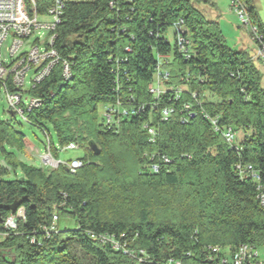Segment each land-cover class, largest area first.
<instances>
[{
  "label": "trees",
  "instance_id": "obj_1",
  "mask_svg": "<svg viewBox=\"0 0 264 264\" xmlns=\"http://www.w3.org/2000/svg\"><path fill=\"white\" fill-rule=\"evenodd\" d=\"M241 1L264 37L254 8ZM203 3L208 1L68 0L54 48L69 63L72 79L63 77L61 65L54 67L30 91L39 105L23 106L28 123L14 112L0 113V264H82L76 247L93 264H219L242 244L264 246L257 185L237 169L251 165L264 186L263 75L248 52L227 45L219 23L198 9ZM37 5L43 14L50 2ZM180 21L190 58L175 43ZM158 56L167 57L164 67L171 72L165 86L187 89L179 100L173 93L155 100L148 91ZM194 91L222 128L242 132L238 149L198 111L181 123ZM119 101L145 110L106 126L100 108ZM165 107L175 111L162 121ZM147 123L157 128L155 145L143 129ZM23 124L44 135L56 161L70 144L93 142L100 154L82 148L83 166L75 173L62 164L53 170L29 164L22 157L34 142ZM153 156L171 163L151 174L145 166ZM20 209L25 219L7 231L3 223ZM60 219L76 222L75 229H59ZM102 236L122 248L101 243ZM211 246L223 248L219 259L212 258ZM9 251L13 259L6 257Z\"/></svg>",
  "mask_w": 264,
  "mask_h": 264
},
{
  "label": "built area",
  "instance_id": "obj_2",
  "mask_svg": "<svg viewBox=\"0 0 264 264\" xmlns=\"http://www.w3.org/2000/svg\"><path fill=\"white\" fill-rule=\"evenodd\" d=\"M45 1V0H44ZM47 1V0H46ZM50 6L45 13L38 10V0H0V91L7 102V110L17 114L24 123H28L23 115V106L33 109L39 105L38 100L31 97L30 91L43 82L57 65L62 66L63 77L69 81L72 79V72L69 63L63 60L54 48L57 39V28L62 23L68 0H49ZM231 9L237 15L242 28L250 33L255 44V60L264 70V37L258 27L253 23L247 5L241 0H232ZM183 21L174 25L175 43L180 53L185 58L192 56L190 41L184 34ZM43 39V41H41ZM6 44L8 46L6 47ZM167 57L158 56V64L155 71L154 81L149 85L148 91L159 100L168 93H173L175 100H179L187 90L186 87L170 88L165 85L171 78V72L164 67ZM191 102L184 104V116L181 123L185 124L198 111L204 120L208 121L215 133L222 136L223 140L231 148L238 149L239 142L237 133L231 127L222 128L219 125V118L212 117L204 108V101L201 94L194 91L189 94ZM156 110L159 105H151ZM145 110V106L137 108H126L119 101L115 107H105L106 126H113L116 118H127L137 116ZM173 107L161 108L160 118L167 121L174 114ZM143 129L150 137V143L155 145L158 139L157 128L147 123ZM80 149L78 144H70L61 149V152H69ZM45 160L51 162L53 167L58 168L60 164L65 165L72 173H75L83 166L81 160L56 161L50 153L45 156ZM171 160L166 156H160L145 166L151 174H158L162 165L170 164ZM237 169L244 178H251L257 185L258 201L264 208V186L260 184L261 179L258 172L251 165H238ZM25 219V212L20 209L11 215L3 223L7 231L17 229V222ZM59 221V217H53V224ZM1 238V236H0ZM101 243H112L116 249L122 247L112 241L107 236L99 238ZM212 258H220L224 251L219 246L209 247ZM219 264H264V246L255 247L250 244L240 245L230 256L218 260ZM174 264V263H171ZM180 264V263H177Z\"/></svg>",
  "mask_w": 264,
  "mask_h": 264
},
{
  "label": "rangeland",
  "instance_id": "obj_3",
  "mask_svg": "<svg viewBox=\"0 0 264 264\" xmlns=\"http://www.w3.org/2000/svg\"><path fill=\"white\" fill-rule=\"evenodd\" d=\"M207 1H208L209 9L216 11V8H217V10L219 9L223 12L231 13L235 17L236 26H238V28H240L241 31H245L242 28V24L240 23L239 18L237 17V15L235 13H233V11L231 9L232 0H207ZM248 2L250 4V6H252L256 9L258 14L264 15V0H248ZM204 5H206V4H204ZM220 28H221L223 36L226 40L227 45L231 48L233 46L234 37H236V33L234 32V29L230 25H228L226 22H224L222 26L220 25ZM245 32H247V31H245ZM248 36L251 38L250 33ZM168 37H169L170 42H173L172 31L169 32ZM41 41H43V39H41ZM7 46H8V44H6V47ZM7 107H8V105H7L6 99L1 94L0 95V113L4 117L6 115L5 112L7 111ZM104 113H105V108L101 107L99 120L102 119ZM18 122H22L21 119H18ZM21 130L29 138H31L34 142V146L28 147L27 152H26V157H22V159H24L29 164H34L37 167H43L47 170L56 169L55 167H53V164L51 162L45 160V156L48 155L49 152L45 148L46 139H45L44 135L38 129L27 126L26 124H23V126H21ZM243 137L244 136H243L242 132L237 133V138L240 141L243 139ZM79 146H80L79 147L80 149H77L74 151H69V152H61L60 159L63 161H73V160H78V159L83 158L84 157V150L85 151L88 150L89 147L88 146L82 147L81 145H79ZM64 227H67L68 229H73V228L75 229L76 222H74L72 220H68V219H60L59 229H63ZM74 252L82 264H93L91 257L86 255L79 248L76 247L74 249ZM5 254H6V257L8 259L14 258L13 253L10 251L5 253Z\"/></svg>",
  "mask_w": 264,
  "mask_h": 264
},
{
  "label": "crops",
  "instance_id": "obj_4",
  "mask_svg": "<svg viewBox=\"0 0 264 264\" xmlns=\"http://www.w3.org/2000/svg\"><path fill=\"white\" fill-rule=\"evenodd\" d=\"M209 5L206 4H201L199 5L198 9L204 14V16L210 20V21H214L219 23L221 26L223 25L224 22H226L228 25H230L233 29L234 32L236 33V37H234V41H233V46L231 47V49H233L236 52H248L250 57L255 60V57L257 55L256 53V48H255V44L253 43L252 39L248 36L249 33L245 32V31H241L240 28H238V26H236L235 22V17L229 13V12H223L221 10H211L208 7ZM215 6V5H214ZM254 8V7H253ZM256 14H257V19L260 23L264 24V15H260L258 14V12L256 11V9L254 8ZM228 18V19H227ZM262 75H263V80H262V84L264 87V70L259 67Z\"/></svg>",
  "mask_w": 264,
  "mask_h": 264
},
{
  "label": "water",
  "instance_id": "obj_5",
  "mask_svg": "<svg viewBox=\"0 0 264 264\" xmlns=\"http://www.w3.org/2000/svg\"><path fill=\"white\" fill-rule=\"evenodd\" d=\"M89 147H90V149H91L93 152H95L96 155H99V154H100V150L98 149V147L96 146L95 143L91 142V143L89 144ZM14 214H15V213H14Z\"/></svg>",
  "mask_w": 264,
  "mask_h": 264
}]
</instances>
